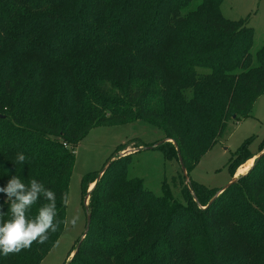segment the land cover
Here are the masks:
<instances>
[{"label": "trees", "instance_id": "1", "mask_svg": "<svg viewBox=\"0 0 264 264\" xmlns=\"http://www.w3.org/2000/svg\"><path fill=\"white\" fill-rule=\"evenodd\" d=\"M193 1L0 0V186L13 175L42 182L56 194L58 221L44 243L0 264H37L56 243L74 148L91 128L147 123L173 142L154 149L180 155L188 176L227 121L253 106L264 91V43L252 56L248 17H225L223 0ZM137 152L83 177L82 197L95 182L90 219L66 264H264V153L207 205L222 187L190 179L182 203L163 181L155 194L132 171ZM253 155L242 146L232 176Z\"/></svg>", "mask_w": 264, "mask_h": 264}, {"label": "rangeland", "instance_id": "2", "mask_svg": "<svg viewBox=\"0 0 264 264\" xmlns=\"http://www.w3.org/2000/svg\"><path fill=\"white\" fill-rule=\"evenodd\" d=\"M193 3L189 7H193ZM220 8L221 13L229 19L248 17V25L253 28L251 49L253 56L264 43V0H223ZM263 140L264 91L246 115L227 121L217 143L200 157L189 170L188 176L184 175L177 156L169 160L160 150L154 149L162 142L172 140L163 138L160 131L147 123L135 121L91 128L74 148V164L68 180V204L65 206L63 229L56 243L37 264H66L72 258L75 250L71 253L70 251L76 249L85 231L86 207L89 202V190L92 187L90 183L84 187L83 197H86L84 202L81 191L82 179L89 173L100 170L112 156L133 153L139 149L134 155L137 163H132L134 175L141 176L145 187L155 194L161 193V185L165 181L172 197L183 203L182 189L193 194L190 179L208 189H218L229 183L234 175L238 178L245 174L248 170L242 174H237L236 171L249 158L236 166L233 176L229 161L244 146L246 154H255L251 157L253 164L260 153L256 154ZM138 145L141 146L136 147ZM119 146L126 147L117 152ZM73 216L77 218L74 224L70 222Z\"/></svg>", "mask_w": 264, "mask_h": 264}, {"label": "clouds", "instance_id": "3", "mask_svg": "<svg viewBox=\"0 0 264 264\" xmlns=\"http://www.w3.org/2000/svg\"><path fill=\"white\" fill-rule=\"evenodd\" d=\"M26 159L22 152L15 156V162L20 164H24ZM0 193L5 195L4 204L8 205L9 213L8 219H0V256L18 253L31 247L34 241L42 244L50 232L57 230L56 194L42 182L32 179L26 184L20 176L13 175L5 185L0 186ZM38 200L48 202L40 206L36 215L31 217L28 213ZM63 203L68 204L67 196ZM0 208H3V204H0ZM76 219L73 216L70 222L74 224Z\"/></svg>", "mask_w": 264, "mask_h": 264}, {"label": "water", "instance_id": "4", "mask_svg": "<svg viewBox=\"0 0 264 264\" xmlns=\"http://www.w3.org/2000/svg\"><path fill=\"white\" fill-rule=\"evenodd\" d=\"M262 153H264V150L262 151V152H260L259 154H258V157L262 154ZM122 155V154H121ZM178 159H179V162H180V165H181V169H182V171L184 172V175L186 176V171H185V168H184V166H183V164H182V160H181V157H180V155L178 156ZM253 165V164H252ZM252 167V166H251ZM105 168V167H104ZM102 174V172H100L99 173V176ZM236 179L237 178H232L231 179V181L229 182V183H227L225 186H223L214 196H213V198L208 202V204L207 205H209L212 201H213V199L223 190V189H225L227 186H229L232 182H234V181H236ZM94 184H95V182L93 183V185H92V187L90 188V190L93 188V186H94ZM89 190V191H90ZM85 199H86V197L84 198V202H85ZM86 211H87V207H86ZM89 219H90V216H89V214L87 213V221H86V226H85V231L88 229V224H89ZM84 231V232H85ZM79 245H80V241H79V243H78V245L76 246V249H75V253L77 252V250H78V248H79Z\"/></svg>", "mask_w": 264, "mask_h": 264}, {"label": "bare ground", "instance_id": "5", "mask_svg": "<svg viewBox=\"0 0 264 264\" xmlns=\"http://www.w3.org/2000/svg\"><path fill=\"white\" fill-rule=\"evenodd\" d=\"M252 164V158L248 159L245 163H243L239 168H237L236 173L237 174H242L245 173L249 168L251 167ZM93 185V183H90V187Z\"/></svg>", "mask_w": 264, "mask_h": 264}, {"label": "crops", "instance_id": "6", "mask_svg": "<svg viewBox=\"0 0 264 264\" xmlns=\"http://www.w3.org/2000/svg\"><path fill=\"white\" fill-rule=\"evenodd\" d=\"M250 159V158H249ZM253 159V158H252ZM252 165V164H251ZM233 178H236L235 175L233 176Z\"/></svg>", "mask_w": 264, "mask_h": 264}]
</instances>
